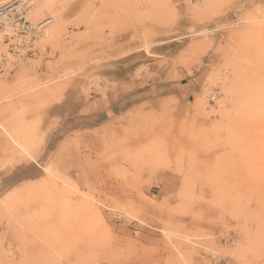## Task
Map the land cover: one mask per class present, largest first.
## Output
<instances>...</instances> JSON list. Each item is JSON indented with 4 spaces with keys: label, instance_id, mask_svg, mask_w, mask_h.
Masks as SVG:
<instances>
[{
    "label": "rangeland",
    "instance_id": "rangeland-1",
    "mask_svg": "<svg viewBox=\"0 0 264 264\" xmlns=\"http://www.w3.org/2000/svg\"><path fill=\"white\" fill-rule=\"evenodd\" d=\"M48 2L7 29L27 48L0 74V264H264V0ZM131 52L152 62L136 78L192 91L59 136L71 94L128 87ZM160 172L176 188L157 198Z\"/></svg>",
    "mask_w": 264,
    "mask_h": 264
},
{
    "label": "crops",
    "instance_id": "crops-1",
    "mask_svg": "<svg viewBox=\"0 0 264 264\" xmlns=\"http://www.w3.org/2000/svg\"><path fill=\"white\" fill-rule=\"evenodd\" d=\"M127 57L131 58V63L122 72V81L128 87L118 86L115 89L111 86L104 91L91 92L89 97L83 92L71 94L68 103L58 108V113L62 117L58 125L59 130L56 131L60 134L59 136L62 134L71 135L80 131L89 138L95 130L102 131L127 110L140 104L143 99L176 94L181 90H185L187 93L192 91L195 82L191 80L193 76H187V72L176 80H160V78H155L146 72L136 78L137 69L146 64L152 69V62L150 58L140 52H131ZM175 186L174 177L169 173L160 172L156 175L155 181L148 187V191L152 196L160 198L169 194L176 188ZM138 229L139 226L134 222L125 226L124 231L141 232Z\"/></svg>",
    "mask_w": 264,
    "mask_h": 264
},
{
    "label": "built area",
    "instance_id": "built-area-1",
    "mask_svg": "<svg viewBox=\"0 0 264 264\" xmlns=\"http://www.w3.org/2000/svg\"><path fill=\"white\" fill-rule=\"evenodd\" d=\"M6 15L8 22L13 24L15 31L13 35H16V32L23 33L29 27L28 20L26 18L27 10H0V43L8 42V49L6 51L0 52V74L5 75L7 73L11 74L14 68L18 65L19 60L25 56L22 54L21 50L27 48V41L21 40L20 38H15L11 42V36L7 31V20L2 18ZM13 17V18H12Z\"/></svg>",
    "mask_w": 264,
    "mask_h": 264
},
{
    "label": "bare ground",
    "instance_id": "bare-ground-1",
    "mask_svg": "<svg viewBox=\"0 0 264 264\" xmlns=\"http://www.w3.org/2000/svg\"><path fill=\"white\" fill-rule=\"evenodd\" d=\"M49 0H23L22 1V3H27V2H30V4H35V6L31 9V10H28L27 11V15H26V18H29L30 16H31V14L34 12V11H36V10H40V9H42L43 8V10H49L48 9V7H49V4H47V2H48ZM3 2H5V1H3ZM49 3V2H48ZM21 5H23V4H20V5H16V6H14L15 8H17L18 10H22V7H21ZM2 18H4L5 20H7V18H6V15H4ZM30 20V19H29ZM46 20H48V19H46ZM9 20H7V22H8ZM252 21V20H251ZM47 22V21H46ZM50 22H52V19L50 20V21H48L47 23H45V24H43V25H41V26H39L40 28L41 27H44V25H46V24H49ZM8 25H7V27L8 28H11V29H13L14 28V26H13V24H11V23H7ZM40 24V23H39ZM49 26V25H48ZM58 31H60V30H58ZM61 32V31H60ZM59 35V34H58ZM144 39H143V41H144V43L142 44V48H144L146 51H147V53H149V54H152L151 53V51H150V46L152 45L151 43H148L149 41H147L146 40V38L145 37H143ZM21 60H19V62H20ZM85 68L84 67H81V68H77V69H73L71 72H69L70 74H76L78 71H80V70H84ZM70 74H67V75H70ZM66 75V74H65ZM65 75H63V77L65 76ZM66 75V76H67ZM62 76V75H61ZM60 79V78H59ZM44 84V83H43ZM39 86V85H38ZM41 87V86H40ZM12 96H14V94L13 95H8V96H5V97H1L0 98V101H3V100H8V99H10Z\"/></svg>",
    "mask_w": 264,
    "mask_h": 264
}]
</instances>
